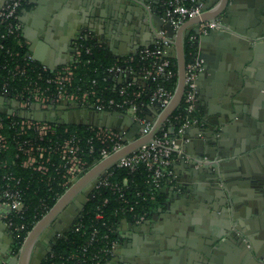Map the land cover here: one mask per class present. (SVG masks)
Returning a JSON list of instances; mask_svg holds the SVG:
<instances>
[{
    "label": "crops",
    "instance_id": "crops-1",
    "mask_svg": "<svg viewBox=\"0 0 264 264\" xmlns=\"http://www.w3.org/2000/svg\"><path fill=\"white\" fill-rule=\"evenodd\" d=\"M7 1L0 0V7ZM96 1L27 0L19 10L18 21L21 24L19 35L22 42L26 45L27 51L33 48L31 58L47 67L67 63L75 58L77 38L83 33L95 39L98 38V42L116 56L126 57L136 53L142 47L157 45L163 36L169 37L172 53L176 52L177 33L173 36L168 35L166 29L160 33L147 27L134 30L131 25H128L125 35L124 33L112 35L104 32L101 21L87 22L88 15L79 19L80 11L84 14L95 11L92 5ZM201 1L198 0V2ZM151 2L156 6L157 3H165V0H151ZM202 3L204 7L206 1ZM229 4L232 5L229 12L227 14L225 12L222 16L228 17L231 22L225 23L222 16H217L215 19L224 24L223 28L213 30L211 38L203 42L196 30L197 23L191 17L185 19L179 26H174L176 30L183 28L184 42L187 36L194 37L195 53L203 63V68L197 76L194 104L197 116L188 123L179 136H182L188 127L192 135L196 133L199 135L198 140L206 141L207 138L209 140L205 142V153L201 157L206 161L208 168L217 167L218 170H222L226 179L227 192L225 193L228 200L227 203L219 204L218 209L210 210L209 225L210 228L223 234L226 242L218 248H215L217 246L204 248V245L209 243L208 233L211 230L208 232L198 230L199 222L195 217L188 219L190 223H187V219L184 218L191 213L192 199L179 196L170 199L173 191H176L173 188L176 180L188 181L191 177L187 165L179 162L180 153H176L171 165L172 172L160 188L163 196L144 219L145 221L137 223L135 219L121 220L118 229L119 240L110 264H264V212L248 209L243 199L246 189L240 182L243 181L240 175L242 166H249L250 163H256L259 160L264 161V150L253 146L256 137H264V0H230ZM212 5L214 2L209 4V7ZM213 7L207 11L204 10L205 13L212 11ZM81 22L86 23L87 26L79 24ZM226 30L231 32L233 39L236 40L235 44L229 40V33H226ZM200 33L201 36L210 35V31L204 33L201 29ZM250 43L257 45V50L253 54L248 51ZM242 56H247L248 60L241 65V68L246 67V70L241 69L243 79L238 88L240 97L238 109L235 112L237 116L234 114L227 122L220 124H224L226 130H220V127L208 130L205 128L208 121L205 111L208 108H212L213 111L221 108L220 92L224 95L226 90L233 86V82L229 81L232 76L230 64L237 62V59L239 60ZM4 104L7 103H0V105ZM153 106L150 115L156 121L160 112L158 113L157 105L153 104ZM40 110L47 111L50 115L60 112L59 108L52 105ZM61 112L67 113V116L77 121L90 119L85 107L64 106ZM97 112L100 114L103 111ZM97 121L99 125L106 123L113 128L118 126L122 130L127 129L128 132L132 131L131 127L134 126L131 119L117 113L110 115L103 112V115H98ZM210 134L212 136H209ZM210 174L204 172L203 175L208 177ZM201 181L206 182V180ZM168 199L171 204L166 207L162 201ZM223 205H226L227 209ZM191 215L193 216V212ZM231 225L240 226L239 230L251 238L250 250L226 238L232 231ZM6 235L13 238L8 223L0 216V249L7 246ZM167 239L171 242L180 239L182 243L168 246L165 243ZM158 240L164 244L163 247L158 248L161 250L160 253H158L159 250L156 251L151 247ZM11 245L12 243L8 246L11 247ZM206 250H209V253Z\"/></svg>",
    "mask_w": 264,
    "mask_h": 264
},
{
    "label": "trees",
    "instance_id": "trees-1",
    "mask_svg": "<svg viewBox=\"0 0 264 264\" xmlns=\"http://www.w3.org/2000/svg\"><path fill=\"white\" fill-rule=\"evenodd\" d=\"M5 25L0 23V96L9 98V106L13 108L12 112L0 110V123H2L1 131L6 136L5 144L0 146V191L7 182L10 181L13 186L21 192L22 199L25 202L24 210L10 214L7 218L11 220L10 231L14 242L12 243L13 253L19 251L28 231L34 224L54 205L60 195L67 189L64 184L66 180V167L61 153L56 150L51 151L50 159L48 152L41 154L39 150H33L37 161L33 164H26L25 160L29 153L26 147L30 145H60L67 137L76 135L80 138L82 147H87V137L95 134L94 126L87 123H73L63 121L50 122L54 131H49L43 139L38 136V130L35 128L39 121L29 116L20 114V110H35L33 107H24L21 105H13L15 101L27 100L32 94L31 89L35 86H40L44 94L52 96L56 92V84L53 81H48V78H54L57 69L49 67L44 69L43 65L29 58L27 55V47L22 42L19 34H11L6 37L1 36ZM77 46L80 52L76 54L72 66L74 74L72 82L69 84V89L72 92L82 94L91 87L96 90L103 99L115 97L117 100L123 98L120 92L122 84H125L134 75L128 70L121 73L118 77L115 73L109 71V67L113 65H123L131 67L136 74L135 84L128 88L126 93L134 101L138 102L141 114L150 115L154 106L149 102L150 91L157 82L163 83L173 91L177 85L178 67L176 57L171 54L173 69L175 75L169 79L158 77L157 81L147 79L143 84L138 76L142 74L144 66H150L153 58H142L140 52L128 55L126 57L113 55L104 45L100 44L97 39L91 35H85L80 38ZM186 61L189 62L196 52V44L189 36L185 39ZM96 82L93 83V80ZM142 93L140 90H142ZM140 92V93H138ZM91 101L94 96H90ZM36 107V106H35ZM33 108V109H32ZM110 110L120 112L126 111L124 107L112 106ZM196 110L188 109V103L184 96L181 103L161 125L158 133L167 129L172 136L179 134V128L187 120H192L196 117ZM32 119V126L22 128V122ZM44 122V121H42ZM51 140L50 142L48 140ZM101 141L97 142L96 149L93 153L86 151L85 158L88 163H91L98 155ZM45 163L48 166L47 170H43L38 166L40 163ZM8 176H12L8 180ZM106 177L110 181H122L128 179V187L125 195L126 201L120 195V192L114 190L109 185L95 186L92 181V187L86 192L87 200L84 202L83 209L77 215V221L81 215L86 221H97L94 215L100 207L104 211V215L108 218L111 225L115 228L111 232V236L118 238V227L122 219H134L136 214L146 212L148 216L150 211L160 202L162 193L160 190L156 192L155 198L151 197V185L146 182L147 171L144 166L130 170L117 165H111L98 178ZM140 189V194L136 190ZM1 198V192H0ZM107 199V201H106ZM92 219V220H91ZM117 228V229H116ZM108 230V229H107ZM83 237L79 232H75L70 227L65 231V234L57 239L52 250L49 251L46 258L40 264H50L53 261L59 262L66 259L73 251L78 250L79 244L83 241ZM72 260H70V264Z\"/></svg>",
    "mask_w": 264,
    "mask_h": 264
},
{
    "label": "built area",
    "instance_id": "built-area-1",
    "mask_svg": "<svg viewBox=\"0 0 264 264\" xmlns=\"http://www.w3.org/2000/svg\"><path fill=\"white\" fill-rule=\"evenodd\" d=\"M26 1L27 0H8L5 5L0 7V23L5 25L4 30L1 32L2 37L20 33L21 24L18 21V15L20 8ZM165 5L167 7L168 14L171 17V23L173 26H179L185 19L199 15L203 11V3L198 2V0H165ZM214 27H222L220 20L210 19L204 20L201 23V31L204 33H207L210 28ZM85 35L86 34L84 33L81 34L77 38V43L79 39L83 38ZM190 39L194 40V37L190 36ZM79 52L80 49L77 46L76 54ZM137 52H140L142 58H153V62L150 66H144V68H142L141 71L143 75L138 76V79L143 81V84L146 83L145 81L147 79L157 81L158 77L162 76L169 79L175 75L171 58L172 43L170 42L169 37L163 36L157 45L142 47ZM28 56L31 58L30 55ZM74 59L75 58L67 63L61 64L62 67L57 69L54 78H48V81H53L56 84V92L54 95H46L41 90L40 86H35L31 89L32 94L29 98L27 100L20 101L19 105L24 107L31 106L36 109L35 106L39 103L41 109L47 108L50 105H55L57 108L63 109L62 105L65 107H72L75 104L74 106L95 109L103 112L117 111L110 110V108L115 105L124 107L126 109L124 112L132 116L131 118L140 125L141 130L144 133L153 128L155 118L151 115L141 114L138 102L134 101L126 94L128 93V88L134 86L136 80V74L133 72L131 67H124L123 65L116 64L108 68L110 72L115 73L116 77L122 75L121 73H124V71L127 70L129 73L131 72L134 75L125 84H122L120 92L124 96L121 100H117L113 96L108 99H103L92 87L82 92L81 95L70 91L69 84L72 82L74 74V67L72 66V61H74ZM43 67L44 69L49 68L46 65H43ZM202 68V59H200L196 53L194 54V57L186 63V81L183 96L185 101L188 103L189 110L194 108L197 93V76ZM95 82L96 79L93 80V83ZM140 91L142 93L143 89ZM173 93L174 91L171 88L163 83L157 82L150 91L149 102L152 105L154 104L159 107V113L170 102ZM91 95L94 96V100L92 101V98H90ZM37 120L39 122L36 123L35 128L38 130V136L40 139H43L49 131H54V128L50 123L52 121ZM189 122L190 120H187L183 123V125H181L179 128V134L176 136L170 135L167 129H164L161 133L157 132L153 140L120 157L113 165L128 168L130 170L144 166L147 171L146 182L151 185V197L155 198L156 192L160 190L165 179L169 177L172 172L171 165L176 153L181 154L182 152L181 146L177 141V137L184 131ZM32 124V119H27L22 122V128H25V126L31 127ZM90 125L94 126L93 128L96 129V132L95 134L87 137L86 148L81 146L79 142L80 138L76 135L67 137L58 146H54L53 144L48 146L39 144L34 147V145H30L29 147H26L29 156L25 160V163L33 164L37 161L35 154H33L34 148L35 150H39L41 154L48 152V159H50V153L55 150L56 147V150L61 153V157L64 160V166L66 167V172L64 173L66 175V180L64 184L69 186L75 179L85 173L97 161L107 157L122 147L125 144V138L128 137L129 132L127 129L122 130L105 125ZM1 127L2 123H0V146L4 145L6 140V136L1 131ZM48 141L50 142L51 140ZM98 141L104 143L100 145L98 152L100 157L95 158L91 163H88L85 158V153L86 151L88 153H93L96 149ZM38 167L44 171L48 169V166L42 162ZM11 177L12 176H8V180ZM93 184L95 186L109 185L114 190L120 192V195L125 201L127 200L125 195L126 188L129 185L127 178L119 182L110 181L106 177H100L97 181H93ZM2 186L3 188L0 191V216L5 219L10 227L12 222L7 217L12 213L23 211L25 202L22 199L20 190L13 186L10 181ZM140 192V189L136 190V193L140 194ZM82 216L83 215L70 225V229H73L75 232H79L84 238L79 244L78 250L71 252L67 255L66 259H62L59 262L53 261L50 264H70V260H72L71 264H110L119 240V237L115 238L111 236V232L114 231L115 228L111 225L108 218L104 215V211L101 210L100 207L96 210V214L94 215L96 220L100 221L99 223L93 221L92 219V221H86V219L82 218ZM146 217V212H142L136 214L134 219L137 222H142L146 219ZM64 234L65 232H60V235L63 236ZM9 252L12 255L15 254L13 253L12 245Z\"/></svg>",
    "mask_w": 264,
    "mask_h": 264
},
{
    "label": "water",
    "instance_id": "water-1",
    "mask_svg": "<svg viewBox=\"0 0 264 264\" xmlns=\"http://www.w3.org/2000/svg\"><path fill=\"white\" fill-rule=\"evenodd\" d=\"M205 1L206 3L201 14L191 17L192 19H194L193 21L197 23L196 30L202 42L205 41V39L211 38L213 30L221 29L224 26V24L220 21L222 27L210 28V35L204 34V36H201L200 29L202 21L215 19L217 16H222L225 12L227 14L232 6L229 4L230 0H202L201 2ZM212 2H214V5L209 7V4H211ZM92 6H94L95 11H92L91 13L88 12L87 14H84L83 11H80L81 17L79 19L88 15L87 22H89L90 20L101 21V23L104 25V32L112 35H120V33H124L125 35L127 33L126 27L128 25H131L134 30H138L141 27H147L160 33L163 29H166L167 34L171 36L177 33L175 40L176 52L173 53V55L176 57V64L178 67V79L176 88L170 102L160 111L153 128L148 132L144 133L141 130L140 125L129 117L130 115L124 114L120 111L105 112V114L107 113L110 115L113 113H117L118 115L123 114L125 115V117L131 119L134 126L131 127L132 131H130L128 133V137L125 138V144L107 157L97 161L85 173L75 179L60 195L54 205L28 231L19 251L13 255H11V253L9 252L8 248L10 246L8 245L13 243L14 239L10 235H6L5 239L7 242V246L6 248L0 249V264H33L32 262L36 245L43 241V236L48 225L52 221H56L57 218L60 217V212L68 205L71 199H73L74 196H76L79 191L83 190V188H85L90 182L97 181L98 176L103 173L108 167L113 165L120 157L138 149L141 145L153 140L161 125L174 112L183 98L185 91L187 63L183 28L181 27L178 30L174 28L173 24L171 23V17L167 12L165 3H157V5L155 6L152 4L151 0H97ZM212 7V11L205 13ZM222 20L225 23L231 22L228 17L224 16H222ZM78 22L79 21L77 20V23ZM79 24H84L83 26H87L86 23L83 22ZM228 28L233 29L234 27ZM226 33H229L228 37L231 43L235 44L236 40L233 39L231 32L226 30ZM246 44L248 45V42H246ZM73 50H75V48H73ZM256 50L257 45L250 43L248 48L250 54H253ZM31 51H33V48H30L27 51V55H30ZM247 60V56H242L241 58H239V60L237 59V62H232L230 64V74H232V76L230 77L229 81L231 83L233 82V86L232 88H228L224 95L220 92V94L222 95V106L220 109L213 111L212 108H208V110L205 111V116L208 118L205 128H207L208 130L218 129L219 127L220 130H226V126L224 124H220L223 122H227V120H229L232 115L234 116L236 110L238 109V98L240 97L238 88L241 86L240 82L243 79L241 69L246 70V67L241 68V65ZM61 63H63V61ZM4 102H6L7 104L0 105V110L12 112L13 108L8 105L10 103L9 98L6 96H0V103ZM18 104V100L16 102H13V105ZM52 106L54 107L55 105ZM36 107L37 108L35 110H20V114L40 120H57L63 122L87 123L95 125H99L97 121L98 115H103V112L98 114L99 112L94 111L90 108H86V113L90 119L77 121V119L69 120V116L67 117V113L65 114L61 112L63 109H60V112L57 114L50 115L49 112L40 110L39 103H37ZM62 107H64V105H62ZM105 116L107 117V115ZM197 120H200V118H197ZM102 124L105 126L108 125L106 123ZM116 128L120 129V127L118 126ZM189 129L190 128L187 127L186 132L182 136L177 137V141L182 148V152L179 156V162L187 165L186 167L189 168L191 177L190 179H188V181L178 179L176 180L173 186L176 191H173L170 199H172V197L174 196L188 197L192 199L193 204H191L192 207L190 206V209L191 213L193 212V216L191 215V213H188L186 216H184V218L187 219V223H190L188 219L195 217L198 220L197 222H199L197 225L200 229L198 230L205 232L211 230V232L208 233L209 243H206L207 245H204V248H214L215 246H217L215 248H218L226 241L225 239H223V234H220L218 231L210 228L209 218L211 215L210 210L212 208L218 209L221 204L228 202V200H226L227 197L225 193L226 179H224L221 169L218 170L217 167L208 168L206 161H204V159L201 157V155L205 153L204 145L206 141H209L208 138L206 141H202L201 139L198 140L199 135H197V133L196 135H192L191 130ZM209 136L212 135L210 134ZM256 138L257 139L253 141V146H256V148H259L260 150H264V137L261 138L259 136ZM214 139L216 142L217 138L215 137ZM221 146H223V144H221ZM206 155H210V153H206ZM241 171L242 172L240 175L243 178V181L240 182L244 184L246 189L245 195H243V199L247 204L248 209L250 211L257 209L261 212H264V161L259 160L256 163H250L249 166H242ZM204 172H209L211 174L207 177L206 175H203ZM201 180H206V182H202ZM88 191L89 190H86L85 194L83 195L84 201L87 200L86 192ZM170 199H168L167 201H162L163 204L166 205V207H169V205L171 204ZM80 206L82 208L84 206V203L80 204ZM223 206H225V208L227 209L226 205ZM71 211L75 213V215H78L81 209L76 210L73 208ZM72 221L73 219L65 222V226L63 228H59L62 223L58 222V230L64 233L70 227ZM144 221L145 220H143L142 222ZM231 226L232 231L227 234L226 238L231 239V241H234L241 247H245L246 249L248 248L247 250H250L252 247V242L250 240L251 238L248 235L243 234L241 230H239L240 226ZM157 230H161V228H157ZM176 235L178 236V233H176ZM61 236L62 235H58V237L53 240L50 246L51 249L53 248L57 239ZM179 242H181L180 239H177L176 242H171L169 239L165 240V243L168 246H175ZM163 246L164 244L161 243V240L155 241L151 245V247H153V249L156 251L159 250V247ZM206 251L207 253H209V250ZM160 252L161 250L158 251V253ZM41 261L42 258H39L37 264H40Z\"/></svg>",
    "mask_w": 264,
    "mask_h": 264
},
{
    "label": "flooded vegetation",
    "instance_id": "flooded-vegetation-1",
    "mask_svg": "<svg viewBox=\"0 0 264 264\" xmlns=\"http://www.w3.org/2000/svg\"><path fill=\"white\" fill-rule=\"evenodd\" d=\"M68 119L70 120L74 118L69 116ZM92 185H93L92 182H90L85 188H83V190L79 191L77 195L74 196L73 199H71L68 205L60 212V217L57 218L56 221L54 220L48 225L44 233V236H43V241L39 243L38 245H36L35 247V252H34L33 262H32L33 264H37V261L39 260V258H42L43 260L44 258L47 257L49 251L51 250L50 248L51 243L53 242L54 239L58 237V235H60V232H61L60 230H58V227H57L58 222L62 223L59 228H63L65 226V222L70 221L72 219L73 220L76 219L77 215H75V213H73L71 210L73 208L76 210L78 209L82 210L83 207L81 208L80 204L85 202L83 195L85 194L86 190L91 189Z\"/></svg>",
    "mask_w": 264,
    "mask_h": 264
}]
</instances>
